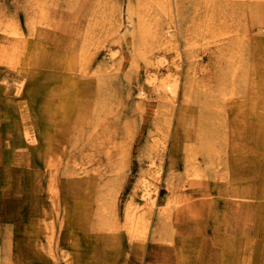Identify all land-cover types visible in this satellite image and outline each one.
I'll return each mask as SVG.
<instances>
[{
  "label": "rangeland",
  "instance_id": "rangeland-1",
  "mask_svg": "<svg viewBox=\"0 0 264 264\" xmlns=\"http://www.w3.org/2000/svg\"><path fill=\"white\" fill-rule=\"evenodd\" d=\"M135 1L0 0V15L4 16L3 20L8 23L7 26L10 29L13 27V39H26V41L35 43V48H23L24 51L17 53L10 48L11 45H8V40L2 41L3 46L0 45V73L5 70L9 71V74L3 73L5 76L3 78L7 81H11L12 78L21 79L22 74L28 70L50 72L53 67L57 75L58 73L67 75L66 69L70 73L71 61L66 62L71 60L72 55L77 54L80 38L77 32L81 27H79L78 21L83 19L87 23L93 16L98 18V23H94L90 27L91 34L96 33L97 38L88 40L89 44L83 46L81 50L82 54L88 55V64H82L83 71L75 70L72 73V77L78 81L75 89L72 88L69 80L57 83L56 78L47 79L43 76L41 79L44 85L42 86L40 83L36 86L35 90L40 94L38 106L43 104V100L44 102L47 100V103L52 104L53 107L56 108L58 104L60 109H63L56 115H47L46 112L40 113L39 111L34 113L33 107H31L33 103L25 105L26 108L20 112L25 123L31 120L36 132L44 128L42 130H45L46 136L50 138H53L56 135L54 132L60 131V128L63 131L65 128L62 126L68 127V125L79 127L76 128L75 132H68L64 137L74 139L75 143L82 142L86 132L94 133L97 131L99 138L94 137L93 143L91 142V145H94L96 149L93 160H90L91 163H87L88 161L82 157L85 164L82 165L81 163L80 165L78 162L81 159L80 153L74 152L71 158L64 156L61 158L62 163L60 161L56 167H50V170L55 169L57 173V178L53 177L52 183L57 187L59 181L65 178L82 177L84 175L82 172L92 165L95 166L94 168L99 167L98 169L103 172L106 178L107 185L118 190L117 218L118 224H122L118 225V228L124 229L123 225L129 226L124 218L125 210L127 208L134 212L136 205L141 202L137 184L143 174L142 172L147 167L148 153L145 148L148 147V143L145 138L151 133L149 131L152 126L159 123L158 117L162 114L161 111H166L171 118L170 128L169 132L162 128L157 131L165 135V138H168V143H170L172 141L170 134L173 133L174 126L180 120V124L176 127V137L187 148L186 153L194 154L198 160L202 157L199 154L200 146L198 144L200 131L209 124V127H212L215 133L220 136L219 130H221L222 122L226 118L221 114L223 107L219 106L215 92L218 84L221 83L224 63L228 59L216 47L220 43L217 42L220 39L219 36L210 35L207 30H209L210 25H213L214 31H217L225 23L229 27L225 25L224 33L227 37L223 36L222 38L227 39L230 36L229 38L233 37L236 41L235 37H237L240 51L237 50L236 54L233 53L235 54L234 60L249 74L241 95L235 97L244 100L245 105L238 110V114H235L236 120L241 125L242 134L241 137L237 138L241 147L240 152H238L239 150H236L238 153L235 152L238 155V162L235 164L236 176L232 179L235 182L239 181L244 188L247 187L245 191H250L257 200L264 202V191L259 188L261 182L264 181V148H261L264 147V0H230L252 4L250 15H248L247 9L242 7L246 10L244 17L241 15L242 18L237 14L235 17H231L235 10L226 13L218 11L220 7L215 4L219 3L220 0H209V3L207 0H180V7L183 8L182 13L179 14V11L172 13L171 25L168 20L161 19V17L163 18V13L161 14L160 10L161 0H143L148 3L145 11L148 20L153 21V17H157L158 20L155 24H159L161 30L172 26L177 31L179 30L178 25L186 26L190 35L189 50L184 49L179 37L173 45L174 47L156 48L150 42L136 45L135 23L138 17L136 15L131 16L130 22L126 17L128 4ZM206 5H212V8L207 9ZM75 9L79 11L80 15H76ZM112 14H115L113 19ZM52 15L56 19L52 22L57 28L50 27L48 24L52 20ZM235 22L239 23V27L230 26ZM71 23H75L73 28L75 33L67 35L68 33L63 32V29L70 30L67 24ZM19 49L21 48L18 46L17 50ZM162 53L171 62L168 70L163 66H157L154 62L155 59H159L163 55ZM78 57L80 58V53ZM9 59L15 60L14 64L16 63L18 67V73L14 74V64L12 65V63L11 66L8 65V69L5 67ZM59 60L62 61V64ZM57 64H59V68H56ZM38 66L41 67L37 68ZM148 77L155 80L161 78L176 80L178 88L173 104L165 102L161 96L151 91L146 81ZM49 79H51L50 82H48ZM1 83L2 77H0V85ZM51 83H55L54 87ZM187 83L190 87L187 99L184 100L183 89ZM192 83L194 84L193 87ZM140 86L146 89L148 96L145 104L140 103L141 101L135 95L136 89ZM210 88L213 90H209ZM102 95L105 97V102L100 99ZM61 97L66 99V104L62 106L59 101ZM95 106L97 108L92 112ZM182 110L183 113L180 114ZM222 111L224 112V109ZM93 114L99 116L98 121ZM179 115H181V119H179ZM226 120L230 122V120ZM19 122L20 118L18 117L0 119V128L2 127L0 130L4 131L7 124L12 125V123L17 124ZM59 122L60 125L56 126L55 124ZM92 123H96L93 132L91 131V128H94V126L91 127ZM156 127L160 128V126ZM56 137L59 138L60 136L56 135ZM95 141H97L98 146ZM40 142L39 139L33 146H38ZM242 149L243 151H241ZM216 150L222 154L223 145H219ZM10 151L11 146L3 138L0 145V199L9 204L7 208L4 207L9 214L5 218L2 214L0 216V222L5 219L4 224H6H1L0 234L2 232V235L3 233L11 235L9 238L11 246L13 243H21L23 246L22 253L15 256L10 248L7 247L8 250H4V245L1 243L3 237L0 235V264H118L120 254L118 255V252L113 251L112 247L108 248V244L103 253H99V249L95 248V250L88 251L85 254L86 262L75 261V256L71 254L74 248L64 241L66 240L65 230H59L58 226L53 228L50 224L52 219L55 220L56 217L57 221L64 219L65 225L71 226L72 221L69 217L71 213L67 212L64 206L57 204V207L55 204H50L51 192L52 190L56 191V189L48 187L51 182L47 179V173H44L42 181L38 182V187H33L32 191L27 192L28 195L25 190L21 189L19 192V198H26L31 194L30 192H34L33 195L41 199L43 208L47 212V218L41 215L42 212H38L40 214L37 215L39 219L32 221L27 213L25 214L26 209L22 206L13 209L12 201L18 196V192L16 193L14 189V183L8 181L13 173L10 170L12 168L19 169L22 173L32 170L33 167L31 164H26L24 159L11 162L12 155L8 154L11 153ZM16 151L25 152L22 149ZM169 151H162L161 161L166 159ZM180 152L178 153L179 156L182 155V151ZM74 158L75 165L68 161ZM66 163L74 170V174L71 171H65ZM187 170H189V175L185 174L186 171L183 168L173 172L183 182L185 196L191 200H199L204 193V187L198 183H193L195 177L190 175L192 174L191 167H188ZM40 171H43L42 168ZM232 172L234 173L233 170ZM217 173L221 174L220 171ZM20 177L22 178V175ZM232 179H229V181L231 180L230 183H233ZM32 185L33 183H31V187ZM81 198L75 190V204H78L79 201L77 200ZM51 212L56 217L49 219L48 216ZM114 219L113 217L112 222ZM250 224L252 225L251 230H249L250 240L252 239L255 249H258L255 253L260 251L264 253V218L254 216ZM257 225L258 227H256ZM210 226L212 225L208 224L207 228ZM25 228L28 231L30 229V233H27L26 236L20 232ZM94 229L85 224L81 227L75 225V230H72L74 232L73 237L75 233L94 235ZM118 234L120 232L108 233L112 238ZM168 238L183 241L193 239L191 234L179 230L173 231V236ZM136 240L137 238L134 237L133 241ZM120 241L124 242L125 240ZM150 241L153 244H158V255L164 254L165 257L150 255L151 250L146 248V244V247H143V253L146 255H143L138 262L135 260V264H165L168 258L169 261L174 262L184 259V256L183 258H175L170 256L168 251L162 250V246L170 244L169 241L161 240V238ZM29 242L41 247L46 261L42 260L41 254L30 248ZM114 242L115 248L116 244H119V240L115 239ZM237 246L239 247L241 244H235V248ZM190 257L191 255H188L187 260H190ZM238 257L235 256L237 263L239 262ZM255 258L256 255L252 256V259ZM129 262L131 261L127 260V264ZM255 262H259V260L256 258Z\"/></svg>",
  "mask_w": 264,
  "mask_h": 264
},
{
  "label": "bare ground",
  "instance_id": "bare-ground-1",
  "mask_svg": "<svg viewBox=\"0 0 264 264\" xmlns=\"http://www.w3.org/2000/svg\"><path fill=\"white\" fill-rule=\"evenodd\" d=\"M207 1L209 3V0ZM229 1L230 0H220V2L217 3L218 5L215 4L217 7H220L218 11L226 13L227 11L235 10L231 17H235L237 14L242 18L241 15L244 17V14H246V10L243 8H246L248 15L251 14L250 8H252V4L248 2L241 3ZM145 2L146 1L143 0H136L134 3L130 2L127 6L126 17L129 19V22L131 16L136 15L138 17L135 23L136 45L150 42L153 43L156 48L174 47L173 45L179 37L183 43L184 49L189 50L190 35L186 26L178 25L177 28L180 30H177L178 32L174 30L172 26L165 27L161 30L159 24H155L158 20L157 17H153V21L148 20L145 14L148 3ZM161 3L160 10L161 14L163 13V18L161 17V19L168 20L171 25L172 13H178V11L179 14L182 13L183 8H181L179 4L181 2L180 0H161ZM206 6L207 9L212 8V5ZM78 9L81 11L80 8ZM75 12H77L76 15H80L77 9H75ZM3 17L4 16L0 15V45L3 46L2 41L8 40L7 43L11 45L10 48L17 51V53L24 51L23 48H35V43L29 40L13 39V27L10 29L9 26H7L8 23L3 20ZM111 17L113 19L115 14H112ZM103 18L105 20V17ZM51 19V22L48 24L50 27H55V23L52 22L55 16L52 15ZM236 20L238 21L237 18ZM94 23H98V18L94 16L91 17V20L87 23L83 21V19L78 21L79 27L81 26L77 32V35L80 36L79 44L77 45L78 50L77 54L72 55L71 60L66 62L68 63L71 61V66L69 68L70 73H68V69H66L67 75L61 73L57 75V72H54L55 69L52 67L53 71L51 70L50 72H40L39 70H28L23 74L20 72L22 74L21 79L16 80L17 78H12L11 81H7V79L5 80L3 78L5 77L3 73L9 74V71L5 70L3 73H0V77H2V86L0 85V119L6 117L20 118L19 123H12V125L7 124L5 125L4 131L0 130V145L2 139H6L7 143L11 146V153H8L12 155L11 162L24 159L26 164H31L33 167L32 170L22 173H20L19 169L12 168L10 170V172L13 173L8 181L14 183V189L16 193L18 192V196L12 201L13 209L22 206V208L26 209L25 214L27 213L29 219L32 221H37L39 219L37 217V215H40L38 212H42L41 215L47 218V212L43 208L42 201L39 197L33 195L34 192H30L31 194L26 198H19L21 189L25 190L26 194L28 191H32L33 187H38V182L42 181L44 173H47V179L51 182L48 187L56 189V191L52 190L51 192L52 197L50 198V204H55L57 207V204L64 206L65 210L71 213L69 217L72 221V225H65L64 219H58L59 221H57V217L54 216L52 212L49 214L48 218L51 219L56 217L55 220L52 219L50 223L51 226L53 228H57L58 226L59 230H65L66 240L64 241L75 249L71 252V254L75 256V261L86 262L85 254L94 248L99 249V253H103L107 244L108 248L112 247L113 251L118 252V255L120 254L119 258L117 257L119 261L118 264H127V260L131 261L128 264H135V260L138 262L143 255H146V253H143L146 244V248L151 250L150 255L154 254L153 257H165L164 254L158 255V244H153L150 240L155 241L161 238V240L169 241L170 238L168 237L173 236V231L179 230L186 234H191L193 239H186L184 241L170 239V244L168 246H162V250L168 251L170 256L175 258H183L184 256L183 260L175 262L169 261L168 258L165 264H264V253L261 251L257 254L255 253L258 249H255L249 234V230H251L252 227L250 224L252 218L254 216H261V218H264V202L257 200L255 195H252L250 191H245L247 187L244 188L239 181L240 184L232 179L236 176L235 164L238 162V155H236L235 152L236 150L240 152L241 147L237 138L241 137L242 134L241 125L236 120L235 114H238V110L245 105L244 100H239L235 97L236 95H241V92L246 86V78L249 77V74H247L243 67L234 60L237 50L240 51L237 37H235L236 41L233 37L229 38L230 36L227 39L222 38L223 36L227 37L226 33H224V27L227 25L225 23L217 31H214V26L210 25L207 32L210 35L219 36L220 39L216 40L220 43L219 46L217 45L216 47L219 48L223 56L228 59L224 63L221 83L218 84L216 88L215 96L218 97L219 106L223 107L221 108L222 116L230 120V122L224 119L221 130H219L220 136L215 133L212 127H209V124L200 131L198 134L200 135L198 144L200 146L199 154H201L202 157L198 160L194 154L186 153L185 150H187V148L180 142L179 138L176 137V127L180 124V120H178V123L174 126L175 129L173 133L171 132L170 134V139L172 140L170 143H168V138L166 139L165 135L157 131L162 128L164 131L167 130L169 132L170 128L171 118L166 111H161L162 114L158 117L159 123L152 126V129L149 131L151 133L145 138V141L148 143V147L145 148L148 153L146 160L147 167L145 171L142 172L143 174L137 184L141 202L136 205L134 212L126 208L124 218L129 226L125 227V225H123L124 229L118 228V225H122L118 224L117 218L116 207L118 190L107 185V181H105L106 178L103 172L98 169L99 167H96V169L94 168L95 166L92 165L82 172V174H84L82 177L76 179L75 177L69 179L65 178L59 181L57 187L52 183L53 177L55 178L57 173L55 169L53 171L50 170V167H56V164H58L64 156L71 158L74 152L80 153L81 159L78 160L80 165L81 163L82 165L85 164V162L82 161L84 159L88 161L87 163H91L90 160H93L92 158H94V152L96 150L94 145H91V142L94 137L96 139L99 138L97 131L94 133L86 132L83 138L84 140L75 143L74 139L64 137L68 132H75L76 128L79 127L68 125V127L62 126L65 128L63 131L62 128L59 127L61 130L54 132L57 136H60L59 138H57L56 135L50 138L46 136V131L42 130L44 128L36 132L31 120L25 123L20 112L23 111V108H26L25 105L33 103L31 107H33L34 113L39 111L40 113L46 112L47 115H56L63 109H60L58 104L56 108L53 107L52 104L47 103V100L45 102L43 100V104L38 106L40 94L35 90L36 86L40 83L42 86L44 85L41 79V76H43L47 79L54 77L58 80L57 83L69 80L70 85L75 89V86L78 85V81L76 78L74 79L72 77V73H74L75 70L79 72L83 71L84 68L82 64H88V55L82 54L81 50L83 46L89 44L88 40L94 39V37L97 38V34H91L90 31V27ZM67 26L70 30L64 28L63 32L68 33L67 35H70L69 33H75L73 30L75 23L67 24ZM227 26L229 27V25ZM230 26H233V28L239 27V23L235 22ZM110 27L112 28L111 22ZM18 46L21 49L17 50ZM79 53L80 58L78 57ZM162 54L163 55L159 59H155L154 62L157 66H163L168 70L171 62L165 58L164 53ZM14 62L15 60L13 59H9L7 63L4 61V63H6L5 67L8 69V65L11 66V63L13 65ZM59 62L62 64L61 60H59ZM40 67L41 66H38L37 68ZM13 68L15 70L14 74L18 73L16 63ZM56 68H59V64L56 65ZM50 81L51 79H49L48 82ZM146 81L152 92L161 96V99L165 102L174 103L178 88L176 80H164L162 78L155 80L152 77H148ZM54 84L55 83H51L53 87ZM193 85L192 83V87ZM189 87L187 83L183 89L184 100L187 99ZM209 90H213V88ZM135 95L141 101L140 103L145 104L148 98L146 89L142 86L138 87L135 91ZM100 99L102 102H105V97L103 95ZM59 101L61 102V106L66 104V99L64 97H61ZM96 108L97 106L93 107L92 112L95 111ZM223 109L224 112L222 111ZM182 113L183 110L180 111V114ZM95 117L98 121L99 116ZM179 119H181V115H179ZM96 123H92L91 125V127L94 126V128H91L92 132L95 129ZM161 123L163 124L162 126ZM55 125H60V122ZM156 126H160V128ZM0 129H2V127ZM78 131L81 132L80 130ZM261 135H263V133H261ZM104 137L105 135L103 133V138ZM39 139L41 140L39 145L33 146ZM95 142L97 145V141ZM219 145H223L222 154L216 150ZM19 149L25 150V152H17L16 150ZM163 150H168L169 152L166 159L161 161V153ZM180 151H182L181 156L178 154L181 153ZM241 151H243V149ZM68 161L75 165V158ZM188 167H191L192 174L190 175L195 177L193 183H198L204 187V193L199 200H191V198L185 196L184 184L173 172L179 168H183L186 171L185 174L189 175V170H187ZM40 168H42L43 171H40ZM64 168L66 172L71 171V173L74 174V170H72L67 163ZM218 171H220L221 174H218ZM20 175H22V178ZM230 178L233 183H230ZM31 183H33L32 187ZM160 187L161 190H159ZM259 188L264 191V181L261 182ZM75 190L82 197L80 200H77L79 201L78 204H75ZM63 195L64 197H61ZM8 205L9 204H6V202L0 199V216L2 214L3 218L7 217L9 214L8 210L4 208H7ZM113 217L115 218L114 222H112ZM4 222L5 219L0 222V226L1 224L3 225ZM74 224L79 227L83 224L91 228L93 227L95 228V234L86 235L84 233H75L73 237L74 232L72 230H75ZM208 224L212 226L207 228ZM256 227H258V225ZM20 232H22V235L26 236L27 233H30V229L28 231L27 228H25ZM112 232H120V234L112 238L108 235V233L112 234ZM0 235H2V232ZM2 237L3 241H1V243L4 245V250L7 247L8 249L10 248L15 256L22 253L23 245H21V243H13L11 246L9 242L11 235L3 233ZM134 237L137 238L136 241H133ZM115 239L119 240V244H116L114 248ZM120 240H125L124 246V242ZM50 242L48 243L49 245ZM237 243H240L241 246H237L238 248L236 247V249L235 244ZM23 244L28 249L31 248L33 251H37L41 254L42 260L46 261V258L43 257L41 247H38L37 244L29 242L30 248L25 243ZM8 249H6V251ZM42 250L45 249L42 248ZM188 255H191L190 260H187ZM255 255L259 262H255L256 258L252 259V256ZM235 256H239L238 263L235 261Z\"/></svg>",
  "mask_w": 264,
  "mask_h": 264
}]
</instances>
